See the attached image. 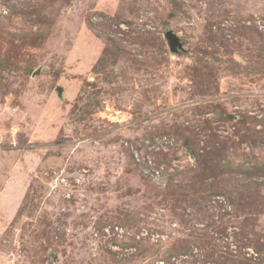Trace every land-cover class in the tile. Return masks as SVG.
<instances>
[{"label": "rangeland", "instance_id": "1", "mask_svg": "<svg viewBox=\"0 0 264 264\" xmlns=\"http://www.w3.org/2000/svg\"><path fill=\"white\" fill-rule=\"evenodd\" d=\"M0 264H264V0H0Z\"/></svg>", "mask_w": 264, "mask_h": 264}, {"label": "water", "instance_id": "2", "mask_svg": "<svg viewBox=\"0 0 264 264\" xmlns=\"http://www.w3.org/2000/svg\"><path fill=\"white\" fill-rule=\"evenodd\" d=\"M166 36L173 50L176 51L179 47H181L179 38L172 31H169Z\"/></svg>", "mask_w": 264, "mask_h": 264}, {"label": "trees", "instance_id": "3", "mask_svg": "<svg viewBox=\"0 0 264 264\" xmlns=\"http://www.w3.org/2000/svg\"><path fill=\"white\" fill-rule=\"evenodd\" d=\"M180 187L182 188V187H184V186L182 185V186H180Z\"/></svg>", "mask_w": 264, "mask_h": 264}]
</instances>
